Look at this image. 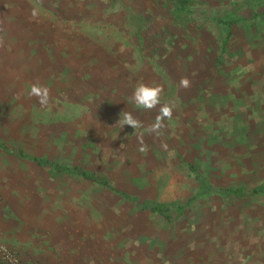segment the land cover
<instances>
[{"label": "rangeland", "instance_id": "rangeland-1", "mask_svg": "<svg viewBox=\"0 0 264 264\" xmlns=\"http://www.w3.org/2000/svg\"><path fill=\"white\" fill-rule=\"evenodd\" d=\"M166 1L0 0V138L13 150H0L8 170L0 184L6 179L12 198L4 203L15 204L6 209L18 208L85 264H264V195L215 194L168 221L74 172L175 204L198 191L188 162L215 186L264 184V62L252 60L264 0H190V34L171 22ZM185 76L189 89L179 87ZM140 82L162 84V101L177 104L159 137L147 132L159 106L131 100ZM34 83L50 89L47 106L28 95ZM122 111L143 127L120 128Z\"/></svg>", "mask_w": 264, "mask_h": 264}, {"label": "trees", "instance_id": "trees-1", "mask_svg": "<svg viewBox=\"0 0 264 264\" xmlns=\"http://www.w3.org/2000/svg\"><path fill=\"white\" fill-rule=\"evenodd\" d=\"M166 3L169 5V15L171 16V22L174 23V25L181 27L184 29V33L190 34L191 32V24L195 21V13L193 8L190 6V0H167ZM140 23H145L144 19H140ZM228 22L226 23V26H230ZM203 30V28H200ZM233 35V30L228 28L226 38L221 44V51L222 53H227L229 48V42ZM172 44L169 48L174 50V47L177 46L175 42H170ZM218 55L216 56V61L214 64L215 68H219L224 64L223 58H225V55ZM155 65H158L157 62H155ZM0 148L10 152V148L5 146L0 141ZM35 161L38 163H41L43 165H51L56 171L64 172V173H72L73 170L69 166H59L56 164H50L47 161H43L40 158H35ZM188 169L192 172L194 177L197 179V182L199 183L198 191L194 195L193 198H191L186 204H175V203H163V202H154L145 200L142 201L138 196L134 194H130L126 191H122L116 188H113L111 185L110 180L107 177H103L102 175H98L95 172H89L86 170H82L80 168H77L74 170L78 175L81 177L96 183L98 185H101L105 188L111 189L114 193L120 195L125 200L130 202L131 204L137 206L139 209L143 211H149L152 213H156L164 218H166L168 221H175L177 218H179L181 215L184 214L186 211V207L188 204L197 201L201 198L212 196L215 194L221 195L223 198H250L256 195H264V184L261 186H257L252 188L251 190H247L243 186L238 187H228V186H215L209 180L203 175V173L199 170L198 166L194 163L188 162L187 164Z\"/></svg>", "mask_w": 264, "mask_h": 264}, {"label": "crops", "instance_id": "crops-1", "mask_svg": "<svg viewBox=\"0 0 264 264\" xmlns=\"http://www.w3.org/2000/svg\"><path fill=\"white\" fill-rule=\"evenodd\" d=\"M263 16L264 13L258 17V26L255 25V28L253 29L256 34V40L258 41V43L253 44L254 49H252L254 51L252 53V55L254 56V58L252 59L254 63L264 62ZM249 55L250 53L247 52V55H244L243 57H248ZM0 141L2 142L1 138ZM7 147L10 148L9 146ZM0 150L4 149L0 148ZM10 150V152L12 153L13 150L11 148ZM19 154L24 155L21 150ZM26 157L27 156L24 155V159ZM35 158L33 159L34 161ZM7 171V169L3 171V169L0 168V177L6 175ZM6 182L7 181L5 179V181L0 184V194L2 197H4L2 200H0L1 241L14 249L25 264H85V259H76V254L72 252L69 247H66L65 244H62L58 239L56 240V242L52 241V239L54 238H51L46 232L36 231L34 229V223L23 215H20L18 208H15L11 212L6 209V207H15V204L13 203H11L10 205L4 203L7 199L12 200V198L6 196L7 184H5L4 186V183ZM21 194V188H18V194L15 196L16 199L21 200L23 197V195Z\"/></svg>", "mask_w": 264, "mask_h": 264}, {"label": "clouds", "instance_id": "clouds-1", "mask_svg": "<svg viewBox=\"0 0 264 264\" xmlns=\"http://www.w3.org/2000/svg\"><path fill=\"white\" fill-rule=\"evenodd\" d=\"M32 16H38V12L33 10ZM5 46V38L0 36V47ZM192 81L187 77H182L179 81V87L182 89H189L191 87ZM164 92V86L159 83H138L132 93L131 100L139 109L152 110L156 109L158 106V114L155 120L147 128L149 134H154L157 137L162 135V130L166 128V121H170L173 118L174 110L177 104L174 100L162 101V94ZM29 96H35L38 98L41 106H47L50 102V89L39 83L32 84L29 92ZM120 128L125 125L131 127L132 129H139L143 127V122L133 115L130 111H122L120 118L117 122ZM140 143V151H147V146L143 142V137H137ZM162 147L167 149V144H162ZM6 251V249H3Z\"/></svg>", "mask_w": 264, "mask_h": 264}, {"label": "built area", "instance_id": "built-area-1", "mask_svg": "<svg viewBox=\"0 0 264 264\" xmlns=\"http://www.w3.org/2000/svg\"><path fill=\"white\" fill-rule=\"evenodd\" d=\"M3 249H6L4 251ZM0 264H25L18 253L0 239Z\"/></svg>", "mask_w": 264, "mask_h": 264}]
</instances>
